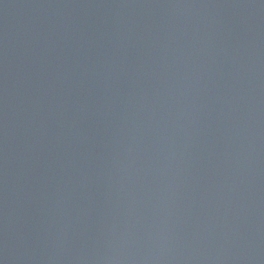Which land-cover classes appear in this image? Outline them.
Here are the masks:
<instances>
[{
    "label": "water",
    "instance_id": "95a60500",
    "mask_svg": "<svg viewBox=\"0 0 264 264\" xmlns=\"http://www.w3.org/2000/svg\"><path fill=\"white\" fill-rule=\"evenodd\" d=\"M0 264H264V0H0Z\"/></svg>",
    "mask_w": 264,
    "mask_h": 264
}]
</instances>
